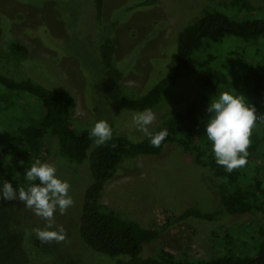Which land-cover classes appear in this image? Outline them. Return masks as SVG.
Here are the masks:
<instances>
[{
	"label": "rangeland",
	"instance_id": "1",
	"mask_svg": "<svg viewBox=\"0 0 264 264\" xmlns=\"http://www.w3.org/2000/svg\"><path fill=\"white\" fill-rule=\"evenodd\" d=\"M138 1L105 0L103 21L107 24H102L95 0H0L2 47L7 49L17 40L29 49L27 66L19 78L36 82L49 78L75 97L74 120L78 124H97L91 131L94 141L89 157L82 163L63 157L57 138H48L41 153L43 160L26 167L28 175L38 172L46 182L43 198L33 203L19 200L13 210L14 224L24 230L26 247L33 255L30 264H106L104 257L89 251L79 238L82 204L93 183L90 154L106 140L103 135L108 136L112 127L118 126L119 133L129 139L142 140L163 117L182 106L176 103V95L187 92L193 96L197 90L196 77L191 75L180 78L156 110L139 113L112 106L99 88L104 75L99 47L111 30L115 29L111 37L117 46L116 66L124 70L123 84L131 94H142L171 72L177 61L179 33L204 10L218 9L239 19L233 8L222 7L233 0H161L156 6L127 12L128 6ZM249 1L255 12L240 17H263L264 0ZM209 54L216 68L229 73L234 87L210 94L212 104L207 109L214 110L213 117L225 112L232 116V103L244 104L257 86L262 92L257 97L264 103V36L249 42L227 36L214 44ZM2 67L7 70L6 62ZM20 97L26 101L23 104L32 100L39 107L36 98ZM7 118L0 110L4 128L9 124ZM1 129L0 151L5 147ZM216 183L211 171L198 166L177 145L169 144L160 156H141L120 165L105 187L102 202L144 228L156 225L162 229L159 238L144 249V257L156 258L158 251L165 249L178 257L186 252L209 260L224 252L226 236L237 235L239 227L252 223L256 230L264 229V215L259 212L225 213L213 222L191 218L180 226H168L169 218L190 207L205 212L222 210Z\"/></svg>",
	"mask_w": 264,
	"mask_h": 264
},
{
	"label": "trees",
	"instance_id": "2",
	"mask_svg": "<svg viewBox=\"0 0 264 264\" xmlns=\"http://www.w3.org/2000/svg\"><path fill=\"white\" fill-rule=\"evenodd\" d=\"M160 1L139 0L128 6L127 12L156 6ZM95 3L98 19L107 24L103 21L105 0ZM222 7L233 8L239 19L218 9L204 10L179 33L177 61L171 72L142 94H131L123 84L124 70L116 66L117 46L111 37L115 29L99 47L104 71L99 88L106 94L105 100L125 111L156 110L169 98L170 89L180 78L193 75L197 80L195 95H176V103L182 106L163 117L142 140L129 139L119 133L118 126L112 127L108 136L103 135L106 140L90 154L93 183L82 204L79 238L89 251L104 257L106 264H264V229L256 230L252 223L239 227L238 236L227 235L224 252L209 260L193 258L186 252L178 257L165 249H160L156 258H146L144 249L159 238L162 229L156 225L144 228L102 202L105 187L120 165L141 156H160L167 145L175 144L198 166L212 172L222 210L205 212L190 207L169 218L168 226H180L191 218L213 222L225 213L264 215V103L257 97L262 95L261 87H254L253 95L244 104L233 102L232 116L225 112L213 117L214 110L207 109L212 104L211 93L234 89L229 73L214 66L209 51L227 36L246 42L264 36V16L240 17L255 12L249 0H233ZM3 34L0 26V110L7 113L9 120L5 128L0 122L5 139L0 151V264H30L33 255L26 247L24 230L14 224L13 210L19 200L33 203L43 198L46 182L38 172L28 175L26 167L43 160L41 153L48 138H57L63 157L82 163L89 157L94 141L91 131L97 124H78L74 120L75 97L49 78L39 76L41 82L19 78L27 66L24 62L29 49L17 40L5 49L1 45ZM5 62L7 70L2 67ZM25 94L36 98L39 107L32 100L23 104L26 101L20 96ZM96 116L97 113L94 122Z\"/></svg>",
	"mask_w": 264,
	"mask_h": 264
}]
</instances>
